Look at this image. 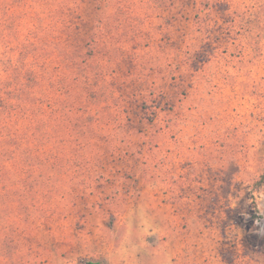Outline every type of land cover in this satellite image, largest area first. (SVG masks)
I'll return each instance as SVG.
<instances>
[{
    "label": "rangeland",
    "instance_id": "obj_1",
    "mask_svg": "<svg viewBox=\"0 0 264 264\" xmlns=\"http://www.w3.org/2000/svg\"><path fill=\"white\" fill-rule=\"evenodd\" d=\"M66 1L88 144L0 198V264H264V0Z\"/></svg>",
    "mask_w": 264,
    "mask_h": 264
},
{
    "label": "trees",
    "instance_id": "obj_2",
    "mask_svg": "<svg viewBox=\"0 0 264 264\" xmlns=\"http://www.w3.org/2000/svg\"><path fill=\"white\" fill-rule=\"evenodd\" d=\"M67 3L0 0V198H27L31 196L27 192L40 195L50 189L46 184L51 179L67 176L84 159L79 150L88 142L64 138L60 132L90 120L88 114L81 123L66 122L69 118L64 113H75L76 104L82 107L77 88L94 96L89 92L87 63L93 56V40L85 43L84 54L57 43L55 33L68 30L74 14ZM258 183L264 185V174ZM16 184L22 189L12 188ZM0 207L6 205L1 202ZM80 264L102 263L83 260Z\"/></svg>",
    "mask_w": 264,
    "mask_h": 264
}]
</instances>
